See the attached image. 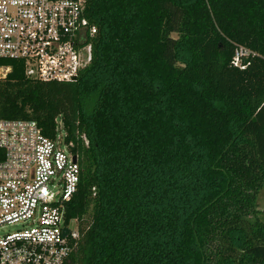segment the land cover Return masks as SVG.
<instances>
[{
	"label": "trees",
	"instance_id": "obj_1",
	"mask_svg": "<svg viewBox=\"0 0 264 264\" xmlns=\"http://www.w3.org/2000/svg\"><path fill=\"white\" fill-rule=\"evenodd\" d=\"M85 16L75 82L0 59V119L50 139L61 122L80 161L65 264H264V0H85Z\"/></svg>",
	"mask_w": 264,
	"mask_h": 264
},
{
	"label": "built area",
	"instance_id": "obj_2",
	"mask_svg": "<svg viewBox=\"0 0 264 264\" xmlns=\"http://www.w3.org/2000/svg\"><path fill=\"white\" fill-rule=\"evenodd\" d=\"M96 34L85 0H0V59L22 62L28 78L75 82L92 63ZM248 54L238 49L234 64ZM10 71L0 68V82ZM64 139L59 121L50 139L35 121L0 119V264H65L76 250L66 206L81 165Z\"/></svg>",
	"mask_w": 264,
	"mask_h": 264
},
{
	"label": "rangeland",
	"instance_id": "obj_3",
	"mask_svg": "<svg viewBox=\"0 0 264 264\" xmlns=\"http://www.w3.org/2000/svg\"><path fill=\"white\" fill-rule=\"evenodd\" d=\"M5 68H9L10 69V67H5ZM61 134H62V132H61ZM256 203L258 205V209L261 210V211H264V186L259 190V192L257 194ZM69 228L73 229L74 225L70 224ZM17 229L18 228H16V227L10 228L11 231H16Z\"/></svg>",
	"mask_w": 264,
	"mask_h": 264
},
{
	"label": "water",
	"instance_id": "obj_4",
	"mask_svg": "<svg viewBox=\"0 0 264 264\" xmlns=\"http://www.w3.org/2000/svg\"><path fill=\"white\" fill-rule=\"evenodd\" d=\"M65 234L69 233V231L67 229L64 230Z\"/></svg>",
	"mask_w": 264,
	"mask_h": 264
}]
</instances>
